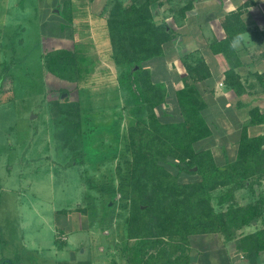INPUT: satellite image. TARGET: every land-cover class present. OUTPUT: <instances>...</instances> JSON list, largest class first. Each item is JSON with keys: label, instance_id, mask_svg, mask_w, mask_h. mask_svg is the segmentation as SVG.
Masks as SVG:
<instances>
[{"label": "rangeland", "instance_id": "1", "mask_svg": "<svg viewBox=\"0 0 264 264\" xmlns=\"http://www.w3.org/2000/svg\"><path fill=\"white\" fill-rule=\"evenodd\" d=\"M64 1L0 0V264L5 259L6 264H133L129 258L137 251L129 248L127 233L131 155L124 136L136 112L127 82L118 83L129 67L111 60L106 23H69L67 16L78 6L70 2L64 11ZM169 24L185 36L147 63L155 81L164 82L170 92L157 108L165 118L178 114L174 92L186 74L182 55L191 52L186 39L191 23ZM104 27L108 44L103 43ZM55 47L83 54L91 66L83 85L91 94L80 95L81 84L47 70L43 54ZM60 96L81 97L83 113L97 129L90 139L92 154L83 164L59 138L51 103ZM237 142L217 133L196 147L232 159ZM105 153L109 158L99 159ZM263 185L264 179L256 191H264Z\"/></svg>", "mask_w": 264, "mask_h": 264}, {"label": "trees", "instance_id": "2", "mask_svg": "<svg viewBox=\"0 0 264 264\" xmlns=\"http://www.w3.org/2000/svg\"><path fill=\"white\" fill-rule=\"evenodd\" d=\"M154 1L109 0L103 11L110 58L129 67L128 74L120 77L118 83L127 82L131 92L129 102L135 104L136 112V122L124 136L125 150L131 155L127 177L128 243L131 250L137 251L129 259L133 264H186L192 235L221 232L231 240L238 230L263 217L264 191L257 192L255 186L264 179V134L251 136L248 127L263 123L264 112L259 107L249 109L250 117L241 128L235 159L227 158L220 164L211 148H197L196 144L215 135L216 129L210 121L214 117L210 101L213 91L207 86L213 72L204 57L195 52L182 55L186 74L180 75L182 85L174 92L178 114L165 118L157 112L170 92L164 82L155 81L147 63L163 57L166 45L178 32L166 20L156 19ZM70 2H63L64 11ZM192 7L193 1L182 7L181 14L185 15ZM243 13L244 8H240L228 14L222 20L227 36L210 44L212 53L224 54L229 64L224 82L237 95L247 91L239 72L243 61L235 47L242 34L251 30ZM67 19L74 23L72 13ZM103 30V43L108 44L105 27ZM43 57L51 74L81 84L80 95L91 94L90 88L83 85L89 80L91 66L80 51L55 47L45 51ZM258 78L264 90V72ZM52 101L62 146L74 151L76 162L83 164L84 158L92 154L90 139L97 129L92 126L90 116L84 115L81 97L70 100L60 96ZM108 158L105 153L99 159ZM191 174L196 176L181 180ZM247 186L255 199L240 205L236 191ZM216 190L219 192L214 194ZM237 245L255 260L264 252V227L243 234ZM6 262L9 260H3V264Z\"/></svg>", "mask_w": 264, "mask_h": 264}, {"label": "crops", "instance_id": "3", "mask_svg": "<svg viewBox=\"0 0 264 264\" xmlns=\"http://www.w3.org/2000/svg\"><path fill=\"white\" fill-rule=\"evenodd\" d=\"M71 1L78 6V10L83 3L86 4L83 13L80 12L81 9L78 11L74 8V23H106L103 11L109 0ZM191 1L193 7L182 15V7ZM240 8H244L242 17L251 30L244 32L241 39L235 43L243 61L239 72L247 90L242 95H237L224 82L225 71L229 67L224 54L212 53L210 44L227 36L222 20ZM152 9L157 20L185 23L184 26L191 23V33L186 37L191 41L190 51L204 57L213 72V77L207 81L208 89L213 91L210 101L214 117L210 121L214 123L216 134L223 140H238L242 126L249 120V109L259 107L264 112V90L258 78V74L264 72V0H155ZM176 30V38L185 36ZM248 132L251 136L263 135L264 122L250 125ZM214 155L219 163L226 162V153L222 160L219 155ZM235 158L236 156L232 159ZM251 193H248V186L243 187L236 191V200L240 205H245L255 199L256 195ZM262 227L264 219L261 218L243 230H238L237 236L231 240H227L221 232L194 234L190 237L187 249L189 261L186 264H264V252H260L253 261L247 252L237 245L243 234ZM116 249L113 247L110 250L116 252Z\"/></svg>", "mask_w": 264, "mask_h": 264}, {"label": "water", "instance_id": "4", "mask_svg": "<svg viewBox=\"0 0 264 264\" xmlns=\"http://www.w3.org/2000/svg\"><path fill=\"white\" fill-rule=\"evenodd\" d=\"M65 95H67V93H64L63 97H64ZM193 169H194V170H197V167H194Z\"/></svg>", "mask_w": 264, "mask_h": 264}]
</instances>
